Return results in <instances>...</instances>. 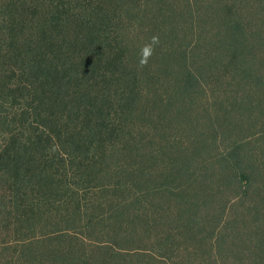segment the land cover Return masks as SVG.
<instances>
[{"label": "rangeland", "instance_id": "1", "mask_svg": "<svg viewBox=\"0 0 264 264\" xmlns=\"http://www.w3.org/2000/svg\"><path fill=\"white\" fill-rule=\"evenodd\" d=\"M76 1L77 5L85 2ZM214 1L85 2L104 11L122 6L121 25L133 38L134 65L151 79L141 83L145 97L122 124L123 131L96 141L97 152L112 148L98 163L97 157L91 158L99 170L111 166L107 171L111 176L85 171L81 149L70 159L63 153L68 175L58 195L60 203L46 197L50 219L29 234L31 241L24 249L17 245L4 252L8 257L17 255L12 264H63L64 259L56 257L62 245L77 246L79 254L95 250L98 264H264V173L257 174L258 184L263 183L258 193L240 189L233 178L229 183L219 166L223 148L232 149L241 141H248L244 149L250 161L264 160V83L252 81V90H238L237 81L222 76L221 58L216 68L214 57L208 60L212 70L200 65L214 45L221 44L214 35L217 24L205 12L218 16L222 9L216 8L228 0H217V5ZM248 2L257 6L253 16L261 18L250 23L262 24V35L254 41L264 52V10L255 0ZM89 17L94 18H85L96 24ZM153 36L159 37V44L141 67L140 49ZM193 58H199V63L190 75L187 63ZM59 147L74 149L68 144ZM202 171L209 177H203ZM72 173L77 176L72 178ZM76 201L85 209L82 216L94 221L93 228L83 226L74 211ZM116 221L119 230H111ZM132 223L137 234L126 231ZM101 242L120 246L123 252L105 254L99 249Z\"/></svg>", "mask_w": 264, "mask_h": 264}, {"label": "trees", "instance_id": "2", "mask_svg": "<svg viewBox=\"0 0 264 264\" xmlns=\"http://www.w3.org/2000/svg\"><path fill=\"white\" fill-rule=\"evenodd\" d=\"M243 1L244 5L242 0H228L216 8L222 9L218 16L205 12L212 24H217L214 35L221 44L214 45L200 65L212 70L208 60L214 57L216 68L221 58L225 67L222 76L237 81L238 90L249 91L252 81L264 83V52L259 51L260 42L254 41L263 30L262 24L250 23L261 19L253 16L257 6ZM255 1L264 10L263 0ZM85 2L0 0V264H12L17 255L8 257L4 252L17 245L24 249L31 241L29 234L50 219L51 208L44 207L46 197L60 203L58 195L68 175L64 154L70 159L81 149L85 171L111 176L107 172L111 166L99 170L91 158L97 157L98 163L112 148L97 152L96 141L123 131L122 124L145 97L141 83L151 79L143 77L145 73L134 65L133 38L126 36L122 27V6L104 11L87 7ZM249 8L252 11L248 12ZM87 15H92L95 19L89 18L96 24L85 18ZM173 34L176 37L177 31ZM195 63L199 58L187 63L188 74H195ZM254 89L258 91L256 86ZM261 143L264 151V139ZM65 144L73 146V151L59 147ZM245 145L248 141L223 148L219 166L229 183L233 178L240 189L260 193L263 183L258 184L257 174L264 173V160L250 161ZM201 174L209 177L206 171ZM132 201L133 197L127 199ZM84 210L76 201L74 211L80 214L83 226L93 228L94 221L82 216ZM113 224L111 230L118 231L121 224ZM127 226L128 234H137L135 223ZM99 249L108 255L123 252L110 242H101ZM93 251L81 250L79 254L77 246L62 245L55 256L62 257L63 264H98Z\"/></svg>", "mask_w": 264, "mask_h": 264}, {"label": "clouds", "instance_id": "3", "mask_svg": "<svg viewBox=\"0 0 264 264\" xmlns=\"http://www.w3.org/2000/svg\"><path fill=\"white\" fill-rule=\"evenodd\" d=\"M159 44V37L158 36H153L151 38L150 43L145 44L141 49H140V56H139V65L141 67L146 66L152 57L155 46Z\"/></svg>", "mask_w": 264, "mask_h": 264}]
</instances>
